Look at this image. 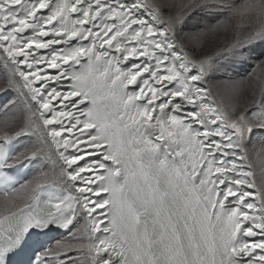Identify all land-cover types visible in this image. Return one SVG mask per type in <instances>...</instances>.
I'll list each match as a JSON object with an SVG mask.
<instances>
[{"label":"snow or ice","instance_id":"6c2138e0","mask_svg":"<svg viewBox=\"0 0 264 264\" xmlns=\"http://www.w3.org/2000/svg\"><path fill=\"white\" fill-rule=\"evenodd\" d=\"M174 7L166 0H0V56L10 73L2 91L19 88L35 109L0 137V264H14L22 252L27 264H76L60 259L72 250L86 253L85 264H264V188L241 155L253 131H264V90L254 121L242 112L229 122L199 86L264 56V23L239 25L231 42L202 59L181 54L179 35L189 7L209 20L222 17L196 34L211 42L234 16L261 5L202 0L173 15ZM17 103L9 100L3 112ZM37 130L59 162L51 187L75 194L45 199L37 184L16 206L9 172L45 153H10ZM84 218L77 231L85 243L69 237L50 246L53 229Z\"/></svg>","mask_w":264,"mask_h":264},{"label":"bare ground","instance_id":"6f19581e","mask_svg":"<svg viewBox=\"0 0 264 264\" xmlns=\"http://www.w3.org/2000/svg\"><path fill=\"white\" fill-rule=\"evenodd\" d=\"M201 1L200 0H166V3L175 5V7L172 9V14L175 15L178 11H180L181 5H185V4L194 5V4L200 3ZM145 2L151 4L153 0H145ZM228 2L234 5H237V6L241 4H253V5L263 4V7L261 6L259 9L253 8L243 18L239 15L234 16L231 21V29L226 33L225 32L219 33L215 38L211 40V42L204 41L205 43L204 47L201 46L202 42L197 39L196 34L200 31V29L203 27L205 23H200L197 25L193 24L190 27L189 33L186 32L184 28L180 30L179 35L183 37L182 42L184 44V50L182 53L183 54L187 53L189 59H202L205 56H213L219 47L225 46L226 43L231 42L235 38V32L239 30L238 26L241 24L251 25L254 27V26H257L258 24L264 23V0H243V1L228 0ZM238 2H241V3H238ZM191 8L192 7H189L187 9V11L185 12V15H187L190 12L189 10ZM196 13L200 17H205L204 14L198 9L197 11H194L193 14H196ZM218 19H222V17H216L215 19H211L210 21L212 22H209V24H215L216 20ZM243 30L246 31L247 28ZM179 43L180 41L178 40V47H179ZM263 57L253 56L245 60L244 63L246 64V66L247 67L249 66L248 67L249 69L250 67H252L251 68L252 74L254 73L255 75L258 71L259 72L264 71V65L258 66ZM241 69H237L236 71H231L229 69L225 73L210 74L208 79L203 83L204 86H206L208 91L211 93V95L209 96L210 102H212L217 107L219 113L222 116H226L229 118V122L231 119L238 118L242 112H246V116L249 120L251 121L255 120V118H253L251 113L249 112V110H252L251 103L254 101L253 98L256 92L255 88L257 87V86L252 85L253 83H255L253 79H251L253 83H251L250 85L249 93L248 91H245L242 98L240 100H236V106H237L236 113H231L229 111L227 103L225 102L224 97L222 95L221 87L218 85V83L223 84L224 82H227V81L233 83L234 81H239L243 79L244 76L240 72ZM194 72L196 73L195 70ZM9 75H10L9 70L4 67L3 57L0 56V77L3 78V81L0 82V97L1 96L5 97L4 103L2 102V99H1L0 107H2V105L7 103L9 100H12L15 98L18 100L17 108L21 109L22 114H23L22 121L21 119L17 120V117H16L15 119L16 123L13 125V127L12 126L2 127V128L0 127V137L4 135L5 131H7L9 134H14L16 131H18L20 128V125L25 122L26 118L31 116V111L35 110L34 108L31 111L27 109V103L24 100V95L23 93L20 92L19 88H16L15 90H12V91H8L7 93H4L2 91L3 87L8 82ZM20 83L22 84V82ZM24 91L26 92L27 90L25 89ZM11 118H15V117L13 116ZM257 128L259 129V127ZM41 132L42 130H37L34 133L26 132L25 135L19 138L15 144L16 150L12 156H16L20 152L29 153L31 151L36 150L37 148L43 147L45 155L42 157L47 162V166L45 165L46 168L43 171L45 172L44 174L45 176H43L41 180H34L33 182H29L30 174H32L33 171H35V174L38 173V163H36V161H33L27 178L24 180L23 183H20L15 189H13L18 193L16 197H13L14 203L16 204V206H20L29 201V199L31 198L33 194V190L36 188V186H33V184L37 183V184H51L52 185V183L55 182L57 179V174L59 172V162L56 156L55 148L54 146L50 148V143L49 144L43 143V141L40 139ZM49 154H51L52 160L47 159V156ZM241 154L246 155V159L243 162L245 163L246 166H248L249 170L253 173V178L255 180L256 185L262 188V180H264V178H261V176L259 175V172L261 173V171H264V140L262 141V138H260V136H257V134L253 135L252 133L251 139L246 144V152L241 153ZM39 160H41V158ZM54 162L56 164L55 167L53 166ZM43 164H44V161L40 162L41 166ZM51 189L54 190L55 193L58 195H62L64 192H73L70 189V186L62 187V186L57 185V187L51 188ZM13 190L9 192L10 197H11ZM2 204H3V195H0V206H2ZM85 219L86 218L80 219L63 237H59L57 240H63L65 238H68V236L72 234H77V236L75 235L76 239L72 241L75 242V244L85 243L86 239H80V237H84L86 234L83 231H77V229H79L80 226L85 223ZM56 241L53 242V244L51 245L52 247L55 246ZM73 253H75L76 256ZM85 257L86 255H84V257L77 255V251L73 250L70 253H68L66 257L62 256L61 260L74 259L76 261V264H85Z\"/></svg>","mask_w":264,"mask_h":264},{"label":"rangeland","instance_id":"374dc122","mask_svg":"<svg viewBox=\"0 0 264 264\" xmlns=\"http://www.w3.org/2000/svg\"><path fill=\"white\" fill-rule=\"evenodd\" d=\"M201 1V0H200ZM237 1V0H236ZM238 1H243V0H238ZM202 2V1H201ZM241 3V2H238ZM199 4V3H197ZM261 6L263 7V4H261ZM189 13H194V11H197V8L192 7ZM188 13V14H189ZM212 22L210 20H207V18L205 17H200L197 13L191 15V18L188 20L187 25L184 27V30L186 32H190V27L195 24H200V23H209ZM205 43L202 42L201 46L204 47ZM259 51V50H258ZM263 57V56H261ZM262 60H264V57L262 58ZM245 62V61H244ZM235 63L233 66H231L229 69L231 71H236L237 69H241L240 72L242 73V75L244 76L243 79L239 80V81H234L233 83L231 82H224L223 84L218 83V85L221 87V91H222V95L224 97L225 102L227 103V106L229 108V111L231 113H236L237 110V106H236V100H240L242 98V96L244 95L245 91H248L249 93V88L251 83H253V81H255V83H253L252 85L257 86L254 98H253V102L251 103V109L249 110V112L251 113L252 117H253V112H259V109L256 107L255 102L257 100H259L261 98L262 95V90H264V71L261 72H257L255 75L254 73L252 74V67H250V69L246 66L245 63ZM239 64V65H238ZM236 66V67H235ZM246 75V76H245ZM253 79V81L251 80ZM257 80V82H256ZM3 81V78L0 77V82ZM222 81V80H221ZM5 98V97H4ZM4 98H2V100H4ZM5 101H3L4 103ZM19 110V111H18ZM21 109L17 108V104L13 105L7 113H4L2 110V107H0V127H6L4 124V120L6 118H11V117H17L18 119H21V121L23 120V114ZM254 118V117H253ZM13 127V125H10ZM257 130V131H256ZM256 130L253 132V135L257 134V136H260V138H262V141L264 140V131L259 130L258 128H256ZM41 160H36V163H38V173L35 174V171L32 172V174H30V179L29 182H33L34 180H41L43 178V176H45V172H43L47 166V162L44 160L43 157H40ZM44 161V164L41 166L40 162ZM33 163V162H32ZM46 165V166H45ZM262 166V165H261ZM261 168V167H260ZM259 168V169H260ZM37 171V170H36ZM259 175L261 176V178H264V171H261V173L259 172ZM28 182V183H29ZM37 184V183H36ZM36 184H33V186H36ZM262 188H264V180H262ZM74 235V237H73ZM77 236V234H72L69 237H73V239H69L67 242L71 243V244H75L74 239H76L75 237ZM63 237V236H62ZM57 240V239H56ZM55 240V241H56ZM73 240V241H72ZM73 251V250H72ZM76 251V250H75ZM71 251H69L70 253ZM77 251V255L84 257V255H86V253H81ZM75 256L76 254L73 253ZM82 254V255H81ZM63 256V255H62ZM61 256V259H62ZM83 259V258H82Z\"/></svg>","mask_w":264,"mask_h":264}]
</instances>
